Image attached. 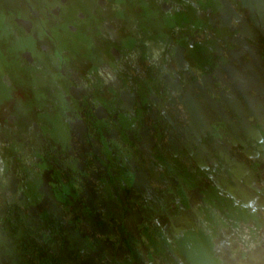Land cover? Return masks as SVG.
<instances>
[{
    "label": "flooded vegetation",
    "instance_id": "obj_1",
    "mask_svg": "<svg viewBox=\"0 0 264 264\" xmlns=\"http://www.w3.org/2000/svg\"><path fill=\"white\" fill-rule=\"evenodd\" d=\"M0 264H264V0H0Z\"/></svg>",
    "mask_w": 264,
    "mask_h": 264
}]
</instances>
